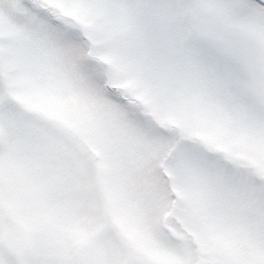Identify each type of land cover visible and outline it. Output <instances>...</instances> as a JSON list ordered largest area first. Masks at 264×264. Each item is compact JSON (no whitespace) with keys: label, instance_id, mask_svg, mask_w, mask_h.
<instances>
[{"label":"snow or ice","instance_id":"snow-or-ice-1","mask_svg":"<svg viewBox=\"0 0 264 264\" xmlns=\"http://www.w3.org/2000/svg\"><path fill=\"white\" fill-rule=\"evenodd\" d=\"M0 264H264V0H0Z\"/></svg>","mask_w":264,"mask_h":264}]
</instances>
